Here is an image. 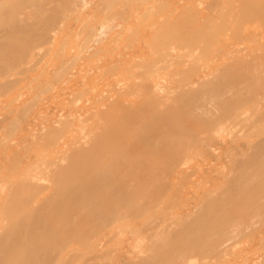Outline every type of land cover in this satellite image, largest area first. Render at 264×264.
<instances>
[{"label": "bare ground", "instance_id": "bare-ground-1", "mask_svg": "<svg viewBox=\"0 0 264 264\" xmlns=\"http://www.w3.org/2000/svg\"><path fill=\"white\" fill-rule=\"evenodd\" d=\"M0 264H264V0H0Z\"/></svg>", "mask_w": 264, "mask_h": 264}, {"label": "rangeland", "instance_id": "rangeland-1", "mask_svg": "<svg viewBox=\"0 0 264 264\" xmlns=\"http://www.w3.org/2000/svg\"><path fill=\"white\" fill-rule=\"evenodd\" d=\"M161 74H162V73H157V75H161ZM224 132H225V133H226V132L228 133L229 131H228V130H225ZM224 132L222 133V136L224 135L223 137L220 136V139H219V136L217 137V138H218L219 140H221V141L224 140V138H225V139H229V138L231 137V136H230V135H231L230 132H229V133H230V134H229L230 137L228 136V134H226V136H227V137H226ZM221 138H223V139H221ZM234 138H235V137H234ZM235 139H236V138H235ZM239 152L241 153V151H239ZM240 153H239L238 157L241 156ZM188 156H189V155H188ZM195 156L198 157L197 154H193V158H194V159L191 158V157L189 158V157L186 156V157L184 158L185 160H184V159L181 160L182 163H183V164L181 163V165H185V166H186V161H187V164H188L187 166H189V164H190V165L193 164V163L195 162V159H197V157L195 158ZM186 159H187V160H186ZM190 159H193V161L190 160ZM189 160H190L192 163H191ZM221 162H223V161H220V160H219V161L217 160V161H214V162L212 161V163H211V164H212V166H211L212 168H211V169H212V170H215L216 168H217V169H220V167L223 168V164H222ZM179 163H180V162H179ZM219 163H220V164H219ZM213 165H214V167H213ZM186 190H187V191L190 190V189H188V186H187V189H186V186L183 187V188H181V190L179 191V193H180V192H181V193L183 192V194H185V193H187ZM147 218H148V217H147ZM138 225H139V224H138ZM134 226L137 227L136 225H132V227L130 226L131 229H129V225H128V227H127V226H122V227H120V228L125 227V228H124L125 230H124V229L122 230V229L119 228V230H118V231L120 232V235H119V236L121 237V238H120V237H119V238L122 240L123 232H124L125 235L128 233V234H129V235L127 234L128 237H131V236H130L131 234L134 235V236H136L137 233L135 234V232L132 231V229L135 230ZM142 226H145V225H142ZM138 227H140V226H138ZM138 227H137V228H138ZM126 228H128L129 230L126 229ZM126 230H128V231H126ZM125 231H126V232H125ZM130 231H131V233H130ZM121 233H122V234H121ZM127 235H126V238H127ZM123 237H124V235H123ZM123 239H124V238H123ZM244 242H245V243H248L246 240L239 239V241L236 240V242H234V243H236V245L233 243L234 245H232V246H233V248L237 251V249H236L237 247H238V249H239V248H243L244 246L247 245V244H245ZM237 244H238L239 246H237ZM243 245H244V246H243ZM234 246H236V247H234ZM234 249H232V251H233ZM235 250H234V251H235Z\"/></svg>", "mask_w": 264, "mask_h": 264}]
</instances>
